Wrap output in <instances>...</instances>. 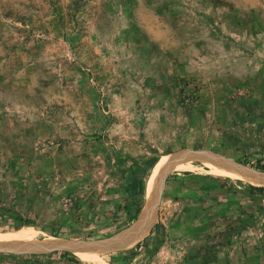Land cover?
Segmentation results:
<instances>
[{
    "label": "rangeland",
    "instance_id": "374dc122",
    "mask_svg": "<svg viewBox=\"0 0 264 264\" xmlns=\"http://www.w3.org/2000/svg\"><path fill=\"white\" fill-rule=\"evenodd\" d=\"M183 151L264 164V0H0V234L33 229L0 264H98L16 249L57 239L121 244L91 243L100 264H264V186L224 160L154 183L136 232Z\"/></svg>",
    "mask_w": 264,
    "mask_h": 264
},
{
    "label": "bare ground",
    "instance_id": "6f19581e",
    "mask_svg": "<svg viewBox=\"0 0 264 264\" xmlns=\"http://www.w3.org/2000/svg\"><path fill=\"white\" fill-rule=\"evenodd\" d=\"M175 157L173 158H163L159 163L156 164L155 169L150 177V180L148 182V200L146 203V206L144 207V210L136 224V232L137 233H142L146 228V231L148 230L151 220L153 218V215L155 213L153 204H152V194H153V188H154V183L155 180L157 179L158 175L161 173V170L164 168H167L170 166V168H175L177 167L178 164L175 163ZM209 168L218 175H225V176H230V177H234V178H240V179H244L247 180L253 184L256 185H261L264 186V173H256L253 172L251 170H249L248 168L244 167V166H240L238 164H234L230 161H212L211 164H208ZM131 228V227H130ZM145 231V232H146ZM131 232V231H130ZM144 232V233H145ZM143 233V234H144ZM33 234V229H22L20 231H16V233H5V234H0V243L1 242H7L8 240H12V239H22V238H26V237H31ZM122 234V233H120ZM142 234V235H143ZM140 235V234H139ZM131 238V237H130ZM122 239V238H121ZM124 239V238H123ZM135 239V238H134ZM111 241V240H110ZM127 244V243H126ZM43 245V244H42ZM110 244H105V243H101L98 244V247H102L105 249H115L121 247V244H117L114 243L115 247L109 246ZM32 246V245H30ZM34 246V245H33ZM37 246V245H36ZM65 245L62 243H49L47 246L44 247H40V248H35V251H42L43 249H55V248H65ZM21 247V246H20ZM28 247V246H27ZM92 247H94L92 244L91 245H80V246H68V248H70L71 250L75 251L77 249H79V255L81 256V259L86 260V261H90L93 263H104V261L102 259H100L99 257H97L93 251H92Z\"/></svg>",
    "mask_w": 264,
    "mask_h": 264
},
{
    "label": "water",
    "instance_id": "95a60500",
    "mask_svg": "<svg viewBox=\"0 0 264 264\" xmlns=\"http://www.w3.org/2000/svg\"><path fill=\"white\" fill-rule=\"evenodd\" d=\"M172 156L175 157V159H176L175 163L176 164L182 163L183 161H185L186 159L191 158V157L201 158V159H203V158H205V159L216 158V159H220V160L230 161L228 159L222 158L221 156L215 155V154L210 153L208 151H183V152L174 153V154H172ZM230 162H232V161H230ZM232 163L238 164L240 166H244V167L248 168L249 170H251L253 172H256V173L257 172L258 173H264V171L259 170L257 168H251V167H248V166H246L244 164H239V163H236V162H232ZM173 169L174 168H170V166H169V167H167L165 169L163 168L161 170V173L158 175L157 179L155 180V186L157 187V189H158V187L162 186V183L164 182L165 177ZM152 201H153L152 204H153L154 210L156 212L155 200L152 199ZM145 206H146V204H145ZM144 207H143L142 211L140 212V214L138 216L137 222H138V220H139V218H140V216H141V214H142V212L144 210ZM55 242L62 243V244L65 245L64 246L65 248H68V246H80V245L82 246V245L91 244V243H105L106 244V243H108V240L105 239V240H101V241H97V242L81 243V242H75V241H66L65 242V241H61V240L57 239V240L48 241L47 243H45L43 245H40V246H31V247H27V248H24V247H22V248L14 247V248H16L17 250H23V251H26V250L35 251L34 250L35 248L44 247V246H47L49 243H55ZM3 247H5V246H0V249L3 248ZM55 249H61V248H55ZM52 250H54V249H52Z\"/></svg>",
    "mask_w": 264,
    "mask_h": 264
},
{
    "label": "trees",
    "instance_id": "16d2710c",
    "mask_svg": "<svg viewBox=\"0 0 264 264\" xmlns=\"http://www.w3.org/2000/svg\"><path fill=\"white\" fill-rule=\"evenodd\" d=\"M157 159H158V158H154L153 160L150 161L149 168H152V167L154 166V164L156 163ZM256 167H257L258 169L264 171V164H262L261 161H260V163H258V164L256 165ZM251 190H252L253 192H256V191H263L264 188H263V187H258V186H254V185H252V186H251ZM138 191H139V193L141 194V198H142V196L144 195V192H143L142 187H140V189H138ZM135 204H136V203H135ZM143 206H144V201H143V198H142L141 201H140V203H138V204L136 205V208H135V210H134V213H132V211L130 210V208L128 209V213H129V216H130V217H129V218H130L129 221H133V220H135V219L137 218V216H138V214L141 212ZM129 207H130V206H129ZM27 222H28V221H27ZM27 222H26V223H27ZM63 255L65 256V258H66L67 261H69V262H73V261H74V259L72 258V255H71L69 252H64Z\"/></svg>",
    "mask_w": 264,
    "mask_h": 264
},
{
    "label": "crops",
    "instance_id": "0c3cea01",
    "mask_svg": "<svg viewBox=\"0 0 264 264\" xmlns=\"http://www.w3.org/2000/svg\"><path fill=\"white\" fill-rule=\"evenodd\" d=\"M146 232H147V231H146ZM146 232H145V233H146ZM145 233H144V234H145ZM144 234H143V235H144ZM143 235H141V236H143Z\"/></svg>",
    "mask_w": 264,
    "mask_h": 264
}]
</instances>
